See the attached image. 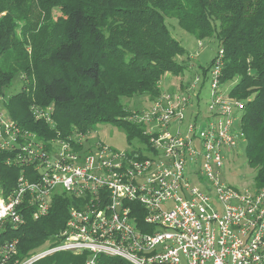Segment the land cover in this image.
<instances>
[{"label": "built area", "instance_id": "2783aa9c", "mask_svg": "<svg viewBox=\"0 0 264 264\" xmlns=\"http://www.w3.org/2000/svg\"><path fill=\"white\" fill-rule=\"evenodd\" d=\"M217 54L205 85L196 74L130 115L145 127L139 150L91 143L89 132L43 139L10 117L0 95V154L19 168L12 189L0 187V264H32L61 251L83 254L82 264H264V186L222 179L242 154L244 103L219 84ZM204 88L201 110L195 103ZM31 111L51 123V106ZM59 194L76 199L64 226L19 259L18 239H2L3 232L20 227L25 210L35 220L48 214Z\"/></svg>", "mask_w": 264, "mask_h": 264}, {"label": "trees", "instance_id": "16d2710c", "mask_svg": "<svg viewBox=\"0 0 264 264\" xmlns=\"http://www.w3.org/2000/svg\"><path fill=\"white\" fill-rule=\"evenodd\" d=\"M167 17L196 39L217 44L198 74L204 85L222 50L219 84L244 103L238 122L243 151L254 169L252 185L264 186V0H0V95L10 117L43 139L87 134L95 124L112 122L129 141L137 140L132 148L139 150L148 141L145 127L128 118L146 107L131 111L122 98L146 96L149 105L179 88L162 90L166 73L182 76L188 68L175 58L185 50L171 35ZM15 80L20 86L9 93ZM33 106H51V123L35 119ZM3 157L0 187L7 192L19 168L4 164ZM75 203L69 195H56L48 214L36 220L25 210L24 223L7 228L2 239L17 238V257L23 259L49 244ZM83 261V254L61 251L32 264Z\"/></svg>", "mask_w": 264, "mask_h": 264}, {"label": "rangeland", "instance_id": "374dc122", "mask_svg": "<svg viewBox=\"0 0 264 264\" xmlns=\"http://www.w3.org/2000/svg\"><path fill=\"white\" fill-rule=\"evenodd\" d=\"M166 24L171 32V35L180 42L185 50V53L175 57L179 62L187 63V70L184 71L183 75L174 76L172 73H166V76H171V83L176 87H183L188 81H191L195 74H200L201 67H205L210 59L214 57L218 46L213 39L198 40L192 34L182 29L173 18H165ZM163 79L160 81V85L167 90L169 88L167 83H162ZM181 81V85H180ZM180 85V86H179ZM20 84L19 80H15L12 86L8 89V92H14L18 90ZM207 87V86H206ZM205 87V88H206ZM229 86L224 88L227 90ZM202 89L200 91V101L197 102V106L203 110L206 102L208 100V89ZM170 89V88H169ZM122 102L125 107L131 111H136L147 107L148 100L146 96H136L133 98H122ZM193 107L191 109H195ZM89 140L93 142H101L116 150H129L132 147H137L139 143L136 139L128 140L125 131L121 127L115 125L112 122L98 123L93 126L90 130ZM254 175V169L249 167L246 162V155L242 150V154L239 156H232L227 168L222 176V179L234 186H248L252 184V177ZM51 246L55 245L50 243Z\"/></svg>", "mask_w": 264, "mask_h": 264}, {"label": "crops", "instance_id": "0c3cea01", "mask_svg": "<svg viewBox=\"0 0 264 264\" xmlns=\"http://www.w3.org/2000/svg\"><path fill=\"white\" fill-rule=\"evenodd\" d=\"M171 79H172L171 76H166V77L163 79L162 83H167L168 86H169V88H170V90H173L174 86L171 87V86H172ZM161 85H162V84H161ZM161 85H160V86H161ZM170 85H171V86H170ZM161 88H162V90H165L162 86H161ZM169 88H168V89H169Z\"/></svg>", "mask_w": 264, "mask_h": 264}]
</instances>
